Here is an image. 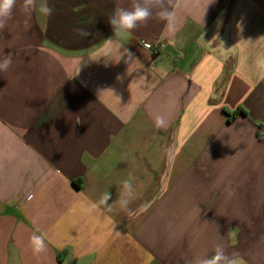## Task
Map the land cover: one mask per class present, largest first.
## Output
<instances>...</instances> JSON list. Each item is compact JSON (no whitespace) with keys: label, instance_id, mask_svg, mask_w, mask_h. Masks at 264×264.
<instances>
[{"label":"crops","instance_id":"0c3cea01","mask_svg":"<svg viewBox=\"0 0 264 264\" xmlns=\"http://www.w3.org/2000/svg\"><path fill=\"white\" fill-rule=\"evenodd\" d=\"M21 2L0 31V264H199L217 245L264 264V0H171L119 37L130 0Z\"/></svg>","mask_w":264,"mask_h":264},{"label":"clouds","instance_id":"9594fccd","mask_svg":"<svg viewBox=\"0 0 264 264\" xmlns=\"http://www.w3.org/2000/svg\"><path fill=\"white\" fill-rule=\"evenodd\" d=\"M18 0H0V31H2L7 21L12 17L13 11L17 6ZM171 0H130V6L116 7L112 14L108 17V23L110 24L113 35L123 36L127 33L134 31L138 26L146 24L153 16L160 19L169 20L173 17V12L170 7ZM21 11L31 15L33 10L37 11L44 17L51 16L53 8L49 5V0H22L20 4ZM76 32L82 38H88L92 33L86 29H76ZM125 54L128 57L134 56L129 49L125 50ZM257 67L264 69V56L257 58ZM12 64V55L5 54L0 58V72L7 71ZM260 78L264 79V71H261ZM157 127L163 126V120L157 118ZM136 189L133 184V178L129 177L121 182V189L118 199L114 201V204L125 211H129V204L135 198ZM112 199L111 193L106 192L102 195L99 205H103L105 210L111 212L113 205L108 202ZM30 245L34 253L39 254L46 248L45 238L42 235H32L30 237ZM220 249V245H217L214 254L211 257L202 258L199 264H238L235 254L229 256L224 250ZM190 264V262H185Z\"/></svg>","mask_w":264,"mask_h":264},{"label":"built area","instance_id":"2783aa9c","mask_svg":"<svg viewBox=\"0 0 264 264\" xmlns=\"http://www.w3.org/2000/svg\"><path fill=\"white\" fill-rule=\"evenodd\" d=\"M146 46L152 51H160L166 47V42L163 39H156L147 42Z\"/></svg>","mask_w":264,"mask_h":264}]
</instances>
